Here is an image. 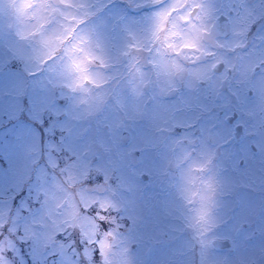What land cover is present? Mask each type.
I'll return each instance as SVG.
<instances>
[{
  "label": "rangeland",
  "instance_id": "1",
  "mask_svg": "<svg viewBox=\"0 0 264 264\" xmlns=\"http://www.w3.org/2000/svg\"><path fill=\"white\" fill-rule=\"evenodd\" d=\"M29 1L0 6V264H137L148 246V264H236L238 253L250 251V236L241 230L232 251H218L212 240L231 237L217 227L221 220L233 219L226 225L235 235L251 213L235 210L230 198L218 214L213 209L230 190L224 176L252 182L238 148L216 127L206 130L209 115L196 121L206 131L187 128L200 103L218 110L214 93H225L218 73L187 59L210 51L212 21L186 23L191 5L172 13L171 0L118 24L98 14L104 0H52L47 10L37 0L27 8ZM157 39L155 70L136 63L121 75L124 50ZM15 56L20 63H10ZM225 56L220 50L208 58ZM190 77L199 83L180 93L181 78ZM257 125L256 139L264 141ZM199 187L190 210L186 192Z\"/></svg>",
  "mask_w": 264,
  "mask_h": 264
},
{
  "label": "flooded vegetation",
  "instance_id": "2",
  "mask_svg": "<svg viewBox=\"0 0 264 264\" xmlns=\"http://www.w3.org/2000/svg\"><path fill=\"white\" fill-rule=\"evenodd\" d=\"M9 1L16 0H0V6ZM51 1L37 0L34 6L37 3H41L45 10H47ZM61 1L66 4L71 3L66 0ZM166 1L168 0H104V3L97 8V12L98 14H107L111 18L116 16L113 20L114 24H118L117 20H122L125 16L127 20H131L133 16L151 13L156 7ZM171 1L173 2L172 7H174L173 9L172 7L170 8L172 9V13L180 12L184 14L181 7L186 6L188 8L191 5L189 14H184L186 16V23L190 20L201 21L202 19L212 21L207 22L209 25L208 29L212 27V30L205 29V31L214 32V39H211L209 42L210 51H202L187 59L191 66L198 67L200 71H204L205 67H210V69L218 73L215 74L220 79L218 87H221L225 91V93L217 91L214 93L215 98L219 101L218 110H215L212 105L207 106L204 103H200L196 118L193 120H189L188 118L187 128L195 129V134L198 135L202 131L209 130V126L216 127V131L223 142H230L238 148L240 162L244 164L246 175L252 182V187L249 188L241 186L228 176L223 177L222 185L228 186L230 190H225L220 195L218 203L214 205L213 212L218 214L226 206L224 204L225 200L230 198L233 199L232 205L235 204V210L243 207L250 211L251 216L247 222H241V227L238 228L235 235H233L235 226L227 229L226 225L228 222L232 225L233 219L221 220V223L219 222L217 227L222 228L224 233L230 230L231 237L229 235L223 237L215 236L212 243H214V240L227 242L226 246H218V251H232L233 248L231 246L235 243V248H237V241L241 238L242 230L246 232L244 236L246 234L250 236V251L248 252L249 254L238 253L239 258L238 261L235 260L236 264H264V182H259V178L264 176V141L256 139V133L254 132L256 129L254 122H258L257 127L259 125L264 127V0ZM30 2L31 0L27 3V8ZM73 2L81 3L82 0H74ZM36 13L39 17L45 14L44 11ZM33 18L34 16H31L30 20ZM14 21L15 26H17L15 15ZM8 27H10V23ZM167 30H169L167 27L163 28V31ZM189 34L191 33L189 32ZM215 37L222 39L220 45L216 43L217 39ZM159 43L160 40L157 39L155 42L149 43L145 48L139 42L132 43L131 50H124L121 56V62H123V72L121 75L130 76L127 68L130 67L131 70L129 71L132 73L133 67H136V63H141L143 68H147L150 72H153L155 66L150 61V57L154 56V51H159L158 48L156 49ZM184 45L186 47L193 46L187 43ZM111 48L116 50L119 46L116 47L112 43ZM220 50L224 51L227 56L222 60L212 61L211 63L208 55ZM228 55L231 58H228ZM18 62L20 63V60ZM190 81L195 82L196 80L194 77H190V79H186L183 83L181 78L179 85L180 93L183 94L185 89H191L195 87V84L199 83L198 79V83H190ZM225 94L227 95L226 101H224ZM206 114L212 120L207 122L206 128L208 129L204 130L203 127L199 128L196 121L200 119L201 115ZM224 119H226V123ZM253 165H256L254 171ZM225 169L228 168L226 167ZM233 189H237L241 201L235 202L236 197L233 194ZM202 193L203 188L201 187L193 194L186 192L185 198L189 202L190 210L195 208L196 199L200 198L199 194ZM162 194L168 193L164 192ZM247 194H250L251 198L246 197ZM209 205L207 202L206 208L202 212L209 210ZM206 221L208 226L211 227L210 214L207 215ZM244 224H249L248 231L244 229ZM191 226L192 224L186 225V227ZM243 240H245V237ZM150 249L151 247L148 246L144 257L138 259L137 264L149 263ZM210 253V251H206V256ZM210 256H212V253L207 258H210ZM214 256L220 259L221 263H225L223 262L224 259L220 256Z\"/></svg>",
  "mask_w": 264,
  "mask_h": 264
},
{
  "label": "water",
  "instance_id": "3",
  "mask_svg": "<svg viewBox=\"0 0 264 264\" xmlns=\"http://www.w3.org/2000/svg\"><path fill=\"white\" fill-rule=\"evenodd\" d=\"M214 243H215L217 246H226V245H227V242H224V241H218V240H214Z\"/></svg>",
  "mask_w": 264,
  "mask_h": 264
},
{
  "label": "snow or ice",
  "instance_id": "4",
  "mask_svg": "<svg viewBox=\"0 0 264 264\" xmlns=\"http://www.w3.org/2000/svg\"><path fill=\"white\" fill-rule=\"evenodd\" d=\"M49 259H50V260H51V259H55V257H50Z\"/></svg>",
  "mask_w": 264,
  "mask_h": 264
}]
</instances>
